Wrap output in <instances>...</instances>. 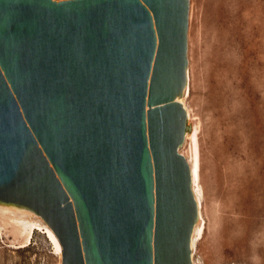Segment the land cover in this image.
Segmentation results:
<instances>
[{
    "label": "water",
    "instance_id": "95a60500",
    "mask_svg": "<svg viewBox=\"0 0 264 264\" xmlns=\"http://www.w3.org/2000/svg\"><path fill=\"white\" fill-rule=\"evenodd\" d=\"M192 0H0V202L62 264H194Z\"/></svg>",
    "mask_w": 264,
    "mask_h": 264
},
{
    "label": "rangeland",
    "instance_id": "374dc122",
    "mask_svg": "<svg viewBox=\"0 0 264 264\" xmlns=\"http://www.w3.org/2000/svg\"><path fill=\"white\" fill-rule=\"evenodd\" d=\"M189 56L207 220L196 256L264 264V0H192ZM19 244L0 227V264H60L44 229Z\"/></svg>",
    "mask_w": 264,
    "mask_h": 264
},
{
    "label": "bare ground",
    "instance_id": "6f19581e",
    "mask_svg": "<svg viewBox=\"0 0 264 264\" xmlns=\"http://www.w3.org/2000/svg\"><path fill=\"white\" fill-rule=\"evenodd\" d=\"M191 93V71L189 68V82L182 98L188 111V130L185 142L190 141L188 151H185L184 145L182 151L187 154L191 160L194 172V186L199 201L200 216L195 225L192 246L194 264H203L202 260L196 256V249L199 239L203 236L206 228L205 190L202 182L201 159H200V124L198 116L192 111L187 98ZM0 227L3 233L12 236L14 241H18L20 246H28L33 242L34 236L38 230L44 229L52 243L53 252L60 256V264L62 263L63 246L53 231L49 223L33 210L23 208L14 204H6L0 202Z\"/></svg>",
    "mask_w": 264,
    "mask_h": 264
}]
</instances>
